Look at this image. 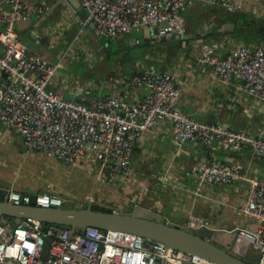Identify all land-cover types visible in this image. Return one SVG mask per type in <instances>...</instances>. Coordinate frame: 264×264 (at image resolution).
I'll return each instance as SVG.
<instances>
[{
  "label": "built area",
  "instance_id": "obj_1",
  "mask_svg": "<svg viewBox=\"0 0 264 264\" xmlns=\"http://www.w3.org/2000/svg\"><path fill=\"white\" fill-rule=\"evenodd\" d=\"M85 21L94 24L96 36L122 38L132 30L157 27V36L185 32L180 10L189 0H78ZM46 6L37 2L32 11ZM229 5L228 8H231ZM29 18L23 0H0V122L16 131L27 148L39 150L65 164L86 159L98 179L114 183L118 175L131 172V154L136 136L157 119H169L176 140L199 141L211 147L249 146L264 160V128L251 134L246 127L201 121L177 105L180 88L168 70L141 67L117 79L129 90L142 87L141 97L122 101L114 94L88 101L64 98L45 87L58 71V63L31 50L16 32L15 24ZM138 40V39H137ZM136 40V41H137ZM198 61L211 66L213 77L228 82L244 80L243 88L264 101V46H233L225 55L212 44L198 45ZM199 183H228L246 179L241 212L251 217L253 230L232 228L230 250L244 257L255 250L257 264H264V178L246 177L238 162L211 157L196 160L187 171ZM7 201L28 204L31 193L8 190ZM46 201V202H45ZM64 199L53 192L34 193V204L61 206ZM182 226H209V220L189 214ZM21 233L23 236H21ZM49 238L46 257L41 256ZM217 264L197 255L173 249L139 234L85 226L71 231L54 222L23 217L18 223L0 220V264Z\"/></svg>",
  "mask_w": 264,
  "mask_h": 264
},
{
  "label": "crops",
  "instance_id": "obj_2",
  "mask_svg": "<svg viewBox=\"0 0 264 264\" xmlns=\"http://www.w3.org/2000/svg\"><path fill=\"white\" fill-rule=\"evenodd\" d=\"M23 1L29 18L16 22V32L31 50L58 63L50 90L64 98L88 101L94 96L114 94L122 101H130L141 97L144 89L127 90L117 79L141 67L165 69L180 88L176 105L193 118L230 128L246 127L251 134L264 128V101L245 92L244 80L232 77L228 82H221L213 77L211 66L200 63L197 58L201 42L212 44L220 55H225L233 46H264V0H189L180 10L185 32L172 33L165 40L153 39L147 32L149 28L132 30L120 39L135 44L143 36L154 44L151 53L127 72L94 83L90 89L93 92L87 94L86 85L82 86L77 79L75 84H70L73 82L70 77L61 73L68 68L70 59L63 43L66 41L69 47L76 34L96 37L91 21H85V11L81 13L79 7L76 14L68 0H61L46 13L54 0H43L44 10L35 13L32 7L40 0ZM229 5L232 7L228 8ZM70 23L78 27L72 35L66 27ZM211 157L240 163L246 177L264 178V160L249 146L226 147L215 141L207 147L199 141H178L169 119H157L148 130L136 136L131 172L116 176L114 183L98 179L86 159L65 164L37 149L25 147L20 135L0 122V198L9 189L53 192L63 199L105 202L114 210L125 212L139 206L142 212H157L164 221L176 226L183 225L189 214H198L209 220V226L203 228L211 229L210 239L230 246L235 225L249 230L255 228L251 217L241 212L247 181L199 183L187 173L196 160ZM256 257L253 251L244 258L256 260Z\"/></svg>",
  "mask_w": 264,
  "mask_h": 264
},
{
  "label": "water",
  "instance_id": "obj_3",
  "mask_svg": "<svg viewBox=\"0 0 264 264\" xmlns=\"http://www.w3.org/2000/svg\"><path fill=\"white\" fill-rule=\"evenodd\" d=\"M60 1L54 0L46 13H49ZM68 2L78 14V0H68ZM90 26H94L93 22ZM148 30L147 32L155 40L170 38L168 34L157 36L156 26ZM30 196L28 204H13L7 201L6 195L1 197L0 220L6 222L9 219L13 223H18L23 217H31L44 222L57 223L71 231L82 229L85 226H95L102 230H124L217 264H257L255 261H249L236 255L229 246L220 245L210 239L211 229L176 226L172 222L164 221L157 212H142L139 206L132 212H125L114 210L112 205L101 201L84 199L79 202L72 198H65L61 206L46 207L34 204V193ZM48 242L49 238L43 241L42 257H46Z\"/></svg>",
  "mask_w": 264,
  "mask_h": 264
},
{
  "label": "rangeland",
  "instance_id": "obj_4",
  "mask_svg": "<svg viewBox=\"0 0 264 264\" xmlns=\"http://www.w3.org/2000/svg\"><path fill=\"white\" fill-rule=\"evenodd\" d=\"M79 9L81 13H84L83 8ZM66 27L70 35L78 31L74 23L67 24ZM153 45L143 36L140 37L139 42L131 44L125 39L105 35L93 37L76 34L69 43V47L66 46V41L63 43V46L68 48L70 59L68 68L61 73H66L70 77L73 81L70 84H75V79H77L82 86L86 85L84 92L87 94L93 92L90 89L94 83L113 79L127 72L134 64L144 61L146 54L151 53ZM51 82L46 85L47 90L52 88ZM253 251L255 252L249 249V252Z\"/></svg>",
  "mask_w": 264,
  "mask_h": 264
},
{
  "label": "trees",
  "instance_id": "obj_5",
  "mask_svg": "<svg viewBox=\"0 0 264 264\" xmlns=\"http://www.w3.org/2000/svg\"><path fill=\"white\" fill-rule=\"evenodd\" d=\"M247 260H249V261H255L256 262V260H254V259H247Z\"/></svg>",
  "mask_w": 264,
  "mask_h": 264
},
{
  "label": "clouds",
  "instance_id": "obj_6",
  "mask_svg": "<svg viewBox=\"0 0 264 264\" xmlns=\"http://www.w3.org/2000/svg\"><path fill=\"white\" fill-rule=\"evenodd\" d=\"M46 202V201H45ZM21 236H23V234L21 233Z\"/></svg>",
  "mask_w": 264,
  "mask_h": 264
}]
</instances>
